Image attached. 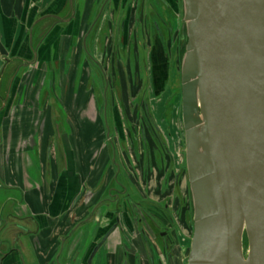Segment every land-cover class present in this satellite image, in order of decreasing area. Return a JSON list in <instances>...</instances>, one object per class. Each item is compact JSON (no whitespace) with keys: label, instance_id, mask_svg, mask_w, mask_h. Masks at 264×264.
I'll list each match as a JSON object with an SVG mask.
<instances>
[{"label":"water","instance_id":"95a60500","mask_svg":"<svg viewBox=\"0 0 264 264\" xmlns=\"http://www.w3.org/2000/svg\"><path fill=\"white\" fill-rule=\"evenodd\" d=\"M152 2L153 74L181 105L193 204L185 264H264V0ZM140 233L150 264H159L157 246Z\"/></svg>","mask_w":264,"mask_h":264},{"label":"flooded vegetation","instance_id":"af4514ba","mask_svg":"<svg viewBox=\"0 0 264 264\" xmlns=\"http://www.w3.org/2000/svg\"><path fill=\"white\" fill-rule=\"evenodd\" d=\"M42 1L43 0L36 1L38 7L41 6ZM152 1L153 0H87L85 13L88 19L86 28L79 31L75 36L76 39L78 37L80 42V55H82V53L86 55V84L90 85L93 83L91 90L95 93L97 90L96 87L101 85L102 96L100 95V97L103 101V109L98 112V118L94 124V126H96L92 135L96 138V141L88 149V162L91 161L92 163H96L97 166L95 174L91 175L90 183H93L94 186L89 190L90 192L88 191L86 194V200L83 199L82 201L80 197H77L73 199L70 208V211L72 212L74 210V212L72 214V225L69 234L74 235L79 228L86 225L89 227L91 226L90 229L92 231L93 224L96 229L95 231H97L96 237L99 234L101 235L100 239L97 241L95 240L92 242L89 238L85 243V247L89 246L90 248L85 264H89L88 260L94 247L101 242V246L98 248L92 261V264H100V253L101 251L106 252L108 250V237L114 233L115 230H120L122 232L124 243L128 240V238L127 240L125 238L126 235L123 233L124 231L121 230V223L117 221L118 216L123 218L126 212L129 216L134 214L136 220L134 227L139 237L141 236L140 229L144 227L149 239L153 242L152 244L157 246L159 255L163 253V261L160 260L161 262L159 261V264H172L173 262L170 259V255L171 249L173 248L171 247L177 248V238L175 237V240H172L174 231L169 230L170 227L175 225V221L172 217V213L169 211L167 214V211L174 202L181 200L182 204L187 201V198L182 195V187L185 181L188 184L189 180L185 151L184 162L182 165L180 164V166H177L178 163H181L180 159L177 157L178 148L176 147L175 149L177 150L175 151L172 147L173 143L177 145V143L180 142L179 138L173 136V133L170 135L168 132H165L164 135L160 127V122L162 123L163 120L168 124L169 131H171L174 125L173 102L176 97V92L174 93L171 90V86L168 84L163 85L158 83V85H156L155 83L151 58V48L152 46L154 47L151 29L152 24H154L153 15L155 14V6L152 5ZM30 2L31 0L27 1V8L29 5L32 7L33 5L35 6V4L32 3V5ZM79 3H81L80 0H68V5L65 6V9L68 11L60 14L59 8L58 11L55 12L56 14L53 12L43 14L44 10L40 17L35 18V20L33 19L30 23V20L27 21V15H25L23 25L27 27L28 22L29 29H26L27 32L25 34L27 37L25 36L23 41L27 40L32 44V40L36 38V42L34 43L33 49L32 45L31 49H27V51L23 48L24 46L21 47L22 52L26 55L24 58H21L22 62L19 61L18 63V59L15 56L11 58L13 60L11 62L15 63V70H11L12 76H14L13 73L15 74L16 70L20 72L23 68L29 67L27 72L36 69V73L38 71L37 74L41 72V69L47 68L48 65H46V63V66L42 64V61L45 60H41L38 51L41 50L44 42L50 38L56 26L70 25L71 23H77V21L81 20L82 13L81 7L78 5ZM29 9L30 8L26 10L25 8V12L22 11V16L25 13L28 14ZM44 18L51 20V22H48L45 26H50L48 28L50 30L46 31L44 27H42L39 31H36L37 22H40V19ZM125 20L126 22H124ZM124 28H127V33L129 35L125 44L123 43L124 37L122 35ZM24 29L25 28H23L22 31ZM71 29L73 30V27ZM37 34L41 35L38 37ZM93 43H102L100 60L96 58L93 49H91ZM123 47L125 50H123L124 57L123 54H121ZM127 47L129 49L128 51ZM141 48L143 51H146L144 57H142ZM182 51L183 49H181L180 54H182ZM79 53L78 59L80 58ZM126 57L128 58L127 65L126 62L125 64L123 62ZM51 60L52 58L50 57V61ZM26 61L29 62L27 65L25 63ZM4 63L6 62L4 61ZM74 64L76 63H72L71 66L74 67ZM77 64L79 65V63ZM119 68H121L122 73L119 72ZM158 70H162V66L159 67ZM73 73L74 72H72V74ZM82 76L85 77L84 75ZM67 77L71 79L70 81L75 91L76 77L74 78L71 74H68ZM12 80V84H14L16 78L14 77ZM80 86L81 84L78 87L80 88ZM49 89L55 92L56 87L54 88V85H52ZM169 90H171L172 93H170L169 99L163 104L165 111L161 115V104L158 106L154 99H157L156 97L161 96V94L162 96L166 95ZM9 95L10 94H8V98L10 97ZM6 96L5 93L4 101L7 99ZM6 107L7 106L4 108L2 107V109L0 107V115L4 112ZM179 108H181L180 104ZM156 113H158V116ZM179 113L181 114V109H179ZM133 120H135V123ZM97 122H99V127H97ZM112 129L114 134H112ZM138 144H140L144 150V156L141 157L140 161L138 156L134 157V155L130 153L131 151L133 153L135 152L134 150L139 146ZM77 145L79 147L78 143ZM131 147H134V150ZM119 148L123 150V157L131 154V157L135 158L136 161L141 164L142 161H146L147 159H149L150 162H156L154 164L151 163V166L156 168L155 170L160 167L157 163L162 165L161 167L165 169L163 185L165 191H167V196H165L164 199L159 203H154L152 199L149 200L147 197H145L147 202L141 199L142 192L145 193H143L144 195H148L144 181L139 182V176L138 179L135 178V172L137 169L139 170L141 168L138 163H136V167L132 166L129 160L122 163L119 157ZM129 148L131 151L128 150ZM161 153L162 156L160 155ZM147 155H149V157ZM73 162H75L76 165V157H73ZM66 166L67 168L71 167L69 158L67 159ZM70 169L71 168L67 169V171H69V175L72 177L71 179L76 184H79V180H76L74 176L76 173L74 170L70 171ZM153 170L152 168L151 171ZM95 181L97 184L96 186L94 184ZM98 185H101L100 189L97 188ZM131 188H134L133 191H131ZM122 196L124 197L123 199ZM186 204L187 203H185L184 206H186ZM177 206H179V203H177ZM180 207L183 208V205H180ZM129 210H132V212ZM168 215H170L172 221H169ZM96 216H98V218L94 219ZM77 217H80V219H76ZM107 220H109V222L105 224ZM169 222H173L172 225H170ZM116 224L117 228L112 229ZM111 229V234L107 238H104ZM134 248L135 246H126L125 244L122 245L121 248L118 247L119 254L117 257L118 259L120 258L119 264H124L125 260H127V264H141L140 253L136 254L133 258L134 260L131 261L132 254L130 252ZM112 254H115V252ZM110 257L114 260L113 255ZM58 259H60V255L57 256V260ZM73 259L75 261L78 259L76 253H74Z\"/></svg>","mask_w":264,"mask_h":264},{"label":"crops","instance_id":"0c3cea01","mask_svg":"<svg viewBox=\"0 0 264 264\" xmlns=\"http://www.w3.org/2000/svg\"><path fill=\"white\" fill-rule=\"evenodd\" d=\"M27 1L29 0H0V41L8 45L6 36L4 37L3 33V30L7 27L5 19L7 15L9 16L8 19L16 16L20 19L21 23L19 22L20 25L17 28V38L15 34L14 46L17 47V42L21 40L19 42V50L24 46L23 48L26 51L27 49H31V45L32 49L34 48V40H32V44L27 40L23 41L25 35L22 38V33L19 32L22 31L23 28H25L24 31L29 29L28 22L27 27H24L23 25L25 15H27V21H29L34 18L32 17L34 12L35 14L37 12H42L43 9L51 3V5L55 7L53 13L57 12L60 8L59 12L61 14L68 11L65 9V6L69 4H67L68 0H43L41 6L38 7V4L31 0L30 3L35 4L36 8L33 4V7L29 5V13H25L22 16V11L25 12V8L28 10ZM80 2L81 3L78 5L81 7V20L77 21V23H71L76 34L86 28V22L88 19L85 13L87 0H80ZM154 10L156 12L157 9L154 7ZM40 20V22H37V26H41L44 23V20L49 21L47 18ZM124 22H126V20ZM13 27L14 26H12V28ZM123 30V43L125 44L129 35L127 33V28H124ZM62 33L63 32L61 31L59 36L55 35V37L47 44L45 41L43 45H47V49H43L42 46L41 50L38 52L41 60L45 58L44 56L47 51L51 52L50 57L52 58L51 61L54 69H58L60 72L62 66L63 71H67V75L71 74L74 78L76 77V92L70 81L71 79L61 85V87L60 82H58V86H54V88L56 87L55 93L61 95L59 99L56 96V100L63 104L65 110L68 109L69 111H67V118L65 117L64 119L59 120L62 125H65V121L67 124L66 126L71 127L68 128V130H63V132L60 133L58 128L55 127V122L58 119L52 112H50L49 117H44V115L41 116L40 114L37 115L38 118L36 116L29 117L30 114L28 112L30 109L28 107L26 108V106H28L30 102L23 101L26 98L23 97L24 89L21 90V88H23L21 83H23L24 78L22 72L25 69L23 72L24 75L29 67L23 68L21 74H17L19 77H17V75H10V77H8L5 69L12 63L11 61H13L11 59L14 56L12 52L9 56L6 55L2 59L3 63L4 61L6 62L4 63L5 65L0 64V98L1 94L6 93L7 95V99H5V101L3 99L0 107L2 109V107L4 108L5 106H8L2 113L4 116L2 117V114L0 115V264H85L90 249L89 246L85 247V243L89 238L94 242L101 237L100 234L96 237L97 231H95L96 229L93 224L92 231L90 229L91 226L89 227L86 225L79 228L74 235L69 234L72 225V214L74 212V210L72 212L70 211L73 199L80 197L82 201L83 199L86 200V194L94 186L93 183H90L91 175L95 174V172H92L93 169H91L93 163L91 161L88 162V149L96 141V138L92 135L96 126H94V124L97 121L98 112L103 109V101L100 100L93 102L86 97L84 103H80V95L85 91L82 92L81 86L80 88L78 86L80 84L82 85L84 78L82 75L87 78L86 55L84 53L80 55L79 53L80 42L78 37L77 39L75 37L72 41L65 43L62 35L67 33ZM70 46H73L72 49H70ZM101 47L102 43H93V45H91L94 55L99 60L102 52ZM151 49L152 63H155L160 55L159 49H154L153 46ZM123 50L124 47L121 51V54H123L124 57L125 50ZM128 50L127 47V51ZM78 53L80 55L79 59ZM5 54H8V52ZM25 56L26 55H24V52L21 50V56L19 57L24 58ZM15 57L19 60L18 53L15 54ZM127 59L128 58L126 57V59H124L125 61L123 60L124 64L126 62V65ZM74 62L76 64H74L75 66L73 67L71 64ZM25 63L27 65L29 62L26 61ZM77 63H79V65ZM154 63L153 69L155 70V67L157 66ZM72 72L74 73L72 74ZM119 72L122 73L121 68H119ZM14 77L17 82H19V87L17 86L18 89L13 88L12 79ZM4 79L5 85L2 87V81ZM155 83L158 85L157 78H155ZM96 89V93L100 90L102 94L101 85L97 86ZM15 93L20 94V99L18 100L19 102L15 103L13 108V104L9 101L12 100V96L14 97ZM8 94H10L9 98ZM101 94H98L100 99ZM161 96H157V99L154 100L158 106L161 104L160 109L162 115L165 111L163 104H165L166 99H164L165 95L162 96V98ZM86 100H89V102ZM176 101L177 96L173 102L174 125L171 131H169V126L166 121L163 120L162 123L160 122V127L164 135L165 132L172 135L174 130L178 135L180 131L179 122L181 125L182 120L181 114L179 113L180 108H177L179 107V102L177 103ZM10 103L11 107L9 112H7ZM51 106L53 105L51 104ZM77 109L81 111L80 116L73 117L72 113L75 115L74 111H77ZM94 110L95 112L93 115ZM19 112L24 115L25 120L27 121V124L24 125V127L27 126L25 132L21 129V124L15 120V116H13V114H18ZM156 115L158 116V113H156ZM98 123L99 122H97V125ZM97 127H99V125ZM60 134H63V141L65 143L64 158L66 162L63 161L64 168L61 167L62 155L59 144ZM52 140L53 142H50ZM47 142H50L49 145ZM77 143L79 144V147ZM138 145L140 148L137 147V151L134 150V147H131L135 151L134 153L130 148L128 150L131 151L130 153L133 154L134 157L138 156L140 161L141 157L144 156V150L140 144ZM67 148L69 155L76 157V165L75 162H73L74 165L69 168H71L70 171L74 170L76 173L74 176L76 180H79V184H76L71 179L72 177L69 175V171H67V169H69L66 166L67 159L69 158L67 155ZM118 150L122 163L129 160L132 163V166L136 167V163H138L141 168L139 170L137 169L135 172V178L138 179L139 176V182L144 181L146 192L148 194L144 195L145 193L142 192L141 199L146 201L145 197H147L149 200L152 199L154 203H159L164 199L165 196H167V191H165L163 185L165 169L161 167L162 165L157 163L160 167L155 170L156 168L151 166V163L153 162H150L149 159L142 161L141 164L140 162H137L135 158H132L131 154L123 157V151L121 152L120 149ZM82 151L84 152V155L81 154ZM160 155L162 156V153ZM147 156L149 157V155ZM82 163H84L83 166H81ZM82 167H84V169H82ZM152 168L154 169L153 171H151ZM82 170H84V173L81 172ZM94 184L95 186L97 185L96 181ZM97 218L98 216L94 219ZM76 219H78V217ZM135 221L134 214L132 216L125 214L121 220V229L125 230L123 233L126 234L128 238L127 245H131L132 247L135 246L130 252L132 254L131 261L134 260L133 258L136 254L140 253L141 264H150L146 257V251L142 245L141 238L134 227L136 223ZM108 222L109 220L105 221V224ZM122 239L123 234L120 230H115V232L108 237V250L106 252L101 251L99 259L100 264H119L120 258L118 259L117 257L119 254L118 247L121 248L122 245L125 244L124 239ZM114 252L115 254H112ZM74 253L78 256L76 261L73 259ZM58 255H60V259L57 260ZM112 255L114 256V260L110 257Z\"/></svg>","mask_w":264,"mask_h":264},{"label":"rangeland","instance_id":"374dc122","mask_svg":"<svg viewBox=\"0 0 264 264\" xmlns=\"http://www.w3.org/2000/svg\"><path fill=\"white\" fill-rule=\"evenodd\" d=\"M33 1L36 2V0H33ZM179 2H181V0H179ZM51 4L49 6H46L43 9V11L45 10L43 14H49V12L51 13L54 11L55 7H53ZM34 7L36 8V6H34ZM42 12H40V13L37 12L36 14L34 12L33 16H32L34 18H32L29 21V23L32 22L33 19L35 20V18L40 17ZM181 14L182 13L180 12L178 15V20H175L172 18L173 19L172 23L176 24L175 27L177 28V30H180L181 25H183ZM8 18H9V16L7 15V17L5 19V23H6L7 27L5 30H3L4 37L6 36L8 45H6L5 43H2L0 41V56H1V61H0L1 63L0 64L1 65L4 64L2 62V59L6 55L9 56L11 54V52L14 54V56H15V54L18 53V58L21 61V58L19 57V56H21V50H19V45H20L19 42L21 40L19 42H17L18 48L16 46H14L15 34H16V38H17V32H18L17 28L21 22H20V19L16 16L12 17L10 19H8ZM48 22H51V20L50 19H49V21L44 20V23L41 26H37L36 31H39L42 27H44V30H46V31L50 30V29H48L50 26L45 27L48 24ZM12 26H14V27L12 28ZM71 28H72L71 24L70 25H60V26L58 25V26H56L53 33L50 35V38H48L46 40V44L49 43L55 37V35L59 36L61 34V31L63 33H67L65 35H62L64 37L65 43H67L68 41H72V39H74L76 36V32L74 30H72ZM19 32H22V38H23L24 34L27 31L23 30V31H19ZM37 35L39 37L41 34H37ZM25 36H27V35L25 34ZM0 38H1V35H0ZM35 42H36V38H34V43ZM46 46L47 45H43V49H47ZM72 47L73 46H70V49H72ZM18 50H19V52H18ZM4 52L5 53L8 52V54H5ZM145 52L146 51H143L141 48L142 57H144L146 55ZM45 53H46V50H45ZM44 57H45L44 58L45 61H42V64L45 65V63H46V65H48V66H47V68L44 67L45 69H41V72L39 74H37L38 71L36 73V69H34L33 71H29V72L24 73V75L22 72V76H24V78H23V83H21V85L23 86V88H21V90L24 89L23 90V97L26 98L23 101L30 102V104L28 106H26V108L28 107L30 109V112H28L30 114V116H34V117L36 116L37 117V115L40 114L41 116L44 115V117H49L50 112H52L55 115V117H57V119H58L55 122V124H56L55 127H57L61 133V132H63V130H68V128H71L70 126H66L67 124L65 121H64L65 125H62L59 121L60 119H64L65 117L67 118L68 109L65 110L63 104L59 103L56 100V96L59 99L61 95L59 93L56 94L55 92H53L52 89H49V88L52 85L58 86L59 80L61 83L60 84V87H61V85L66 83V81H68L69 78L67 77V71H63L62 66H61L60 72L58 69L57 70L54 69L52 61H50V52L47 51V53L45 54ZM19 60L17 61L18 63H19ZM5 70H6V74L8 75V77H10V75H12V71L15 70V63L12 62L11 64H9ZM17 74H21V70H20V72H18V70H16L15 74L13 73L14 76H16ZM17 77H19V76L17 75ZM84 78H83V82L81 85L82 86L81 91L82 92L85 91V92L83 94L81 93V95H80L81 96L79 99L80 103H84V100L86 97H88L89 100H92L93 102L102 100V98L100 99L99 95H98V94H101V91L98 90V92H100V93L93 92L91 90V86L93 83H91L90 85H87L86 79L84 80ZM4 85H5V79L2 81L1 86L4 87ZM17 86L19 87V82H17V80H15L14 84H13V88L18 89ZM14 89H12V90L15 91ZM19 90H20V88H19ZM171 90L174 93L176 92V90H173V89H171ZM171 90L167 91V94L164 96V99H166V101L169 99V96L171 95L170 93H172ZM4 97H5V94H1L0 105L3 102ZM13 98H14V100H13ZM19 99H20L19 93L18 94L15 93L14 97L12 96V100H10L9 102H11L13 104V108H14L15 103L19 102L18 101ZM89 100H86V101L89 102ZM11 103L9 105V108L7 109V112H9V110H10ZM51 104L53 106H51ZM24 106H25V104H24ZM177 108H179V107H177ZM5 110H6V108H5ZM80 112L81 111L79 109H77V111H74L75 115L72 113V116L73 117L74 116H80ZM94 112H95V110L93 111V113ZM109 114H110V112H109ZM1 116L3 117L4 115L2 114ZM13 116H15V120L21 124V129L24 130V132H25L27 126L24 127V125L27 124V121L25 120L24 115L19 112L18 114H13ZM133 121L135 123V120H133ZM110 123H111V120H110ZM179 126H180L179 127L180 131H179L178 135L176 134L175 130L172 132L173 136H176L177 138H179V141H180L179 143H177L178 146L174 145V143L172 146L175 151L177 150L175 148L176 147L178 148L177 157L180 159L181 163H178L177 166H180V164L182 165V163L184 162V151H185L184 133H183V129H182V123L180 125V122H179ZM112 134H114L113 129H112ZM50 142H53V140ZM49 143H48V145H49ZM59 144H60V152L62 155L61 167L64 168L63 165H64V162H66V160L64 158L65 143L63 141V134H60V136H59ZM119 149L121 152L123 151L122 148H119ZM81 154L84 155V152L82 151ZM122 154L124 155V153H122ZM83 165H84V163L81 164V166H83ZM82 169H84V167H82ZM91 169H93L92 172H95V169H97L96 163L92 164ZM81 172L84 173V170H82ZM100 187H101V185L97 186L98 189H100ZM133 189L134 188H131V191H133ZM182 192H183L182 195L187 198V201L183 202L182 204H181V200H178L174 203L172 202L173 204L170 205V208L167 211V214L169 211L172 213V217L174 218V221H175L174 222L175 225H173V227L169 228V230L174 231V235L172 234V240H175V237H176L177 238L176 240L178 242L177 248L171 247V248H173V249H171V255H170V259L173 262L172 264H185L187 262V259L189 256L190 245H191V239L193 236V215H192L193 207H192V201H191L192 197H191V193H190V189H189V183L187 184L186 181L182 187ZM123 198L124 197L122 196V199ZM177 203H179V206H177ZM185 203H187L186 206H184ZM180 205H183V208H181ZM129 211L132 212V210H129ZM168 217H169V221L170 220L172 221L170 215H168ZM78 218H80V217H78ZM169 223H170V225H172L173 222H169ZM180 250H181V252H180ZM162 254L163 253H161V255ZM177 256H179V257H177ZM161 257H162V261H163V255Z\"/></svg>","mask_w":264,"mask_h":264},{"label":"trees","instance_id":"16d2710c","mask_svg":"<svg viewBox=\"0 0 264 264\" xmlns=\"http://www.w3.org/2000/svg\"><path fill=\"white\" fill-rule=\"evenodd\" d=\"M183 53H184V49H183V51H182V54H181V56L183 55ZM165 82V81H164ZM246 243V242H245ZM247 244V243H246Z\"/></svg>","mask_w":264,"mask_h":264}]
</instances>
